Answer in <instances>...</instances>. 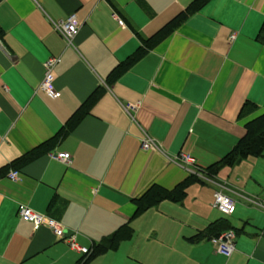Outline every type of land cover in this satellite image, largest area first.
<instances>
[{
    "label": "crops",
    "instance_id": "obj_1",
    "mask_svg": "<svg viewBox=\"0 0 264 264\" xmlns=\"http://www.w3.org/2000/svg\"><path fill=\"white\" fill-rule=\"evenodd\" d=\"M192 1L0 0V264H264V151L212 179L201 171L264 113V45L256 40L264 0H208L110 75ZM71 14L80 25L67 46L53 23ZM51 57L57 98L39 88ZM246 101L256 108L240 116ZM127 103L136 108L126 111ZM144 136L158 148H142ZM38 147L45 151L21 159ZM181 153L194 164H181ZM14 169L20 175L11 180ZM190 174L202 181L181 202L164 199L133 216V198L153 184L172 189ZM217 190L234 199L232 214L212 206ZM19 205L59 220L88 252L34 228L18 216ZM126 221L130 237L87 260ZM206 229L212 235L197 236ZM227 230L236 235L229 256L210 242Z\"/></svg>",
    "mask_w": 264,
    "mask_h": 264
},
{
    "label": "trees",
    "instance_id": "obj_2",
    "mask_svg": "<svg viewBox=\"0 0 264 264\" xmlns=\"http://www.w3.org/2000/svg\"><path fill=\"white\" fill-rule=\"evenodd\" d=\"M208 0H193L181 13H179L175 18L170 20L164 27H162L158 32L153 34L150 37L142 38V44L132 56H130L126 61L120 62L117 64L110 75L115 76L118 72L126 68L130 63L136 60L139 56H141L146 50L155 46L158 42L164 39L167 35H169L189 14L197 11L200 7L205 4ZM256 40L264 45V20L259 28V31L256 35ZM99 92L94 91L86 100V102L81 105L69 118L66 123V131H70L74 125L78 122V120L84 115L85 110L84 107L90 106L98 97ZM256 106L246 101L242 109L240 111V116L247 115L251 111L254 110ZM245 134L236 142L233 148L225 154L219 161L203 168L201 171L203 175L207 178H214L218 175L220 170L224 167H232L234 164L239 162L245 157L248 156H259L262 155L264 151V113L252 118L247 121L245 124ZM45 150L37 149L32 150L29 153L24 154L21 159L22 160H31L36 156L43 153ZM20 159V158H19ZM20 159V160H21ZM21 160V161H22ZM196 181H202L200 177L196 174L188 175L182 182L178 183L172 189H166L159 185L153 184L148 187L140 196L132 199V202L135 205V212L133 216H137L150 207L157 205L160 201L164 199H169L174 202H181L186 197V189L187 187ZM218 220L211 222L210 226L217 223ZM209 226V228H210ZM208 229L204 231H200L197 236L204 237L210 236L212 234H208ZM132 232V228L129 222L123 223L117 230H115L112 234L102 238L99 243H97L92 252L89 253L87 260L95 257L96 255L105 252L108 249H114L117 247L118 243L122 239H127L130 237ZM220 232L213 235L217 236ZM194 236L192 239H197L198 237Z\"/></svg>",
    "mask_w": 264,
    "mask_h": 264
},
{
    "label": "built area",
    "instance_id": "obj_3",
    "mask_svg": "<svg viewBox=\"0 0 264 264\" xmlns=\"http://www.w3.org/2000/svg\"><path fill=\"white\" fill-rule=\"evenodd\" d=\"M55 30L64 38L67 46H70L73 42L74 37L79 29V22L77 21L74 14L67 16L65 19L54 22ZM58 61L57 57L48 58L44 62V74L40 81L39 88L50 98H57L60 96L61 92L55 87V73L54 66ZM136 105L127 103L124 106L126 111L135 109ZM142 148L144 149H157L158 146L153 140L147 136L142 137ZM53 158L68 162L71 158L68 152H56L51 154ZM178 161L183 165L194 164V159L185 153H181L177 156ZM19 170H11L8 173V178L11 180H16L19 178ZM212 206L215 207L224 215H230L235 210L234 199L222 192L217 190L214 193ZM17 214L20 218L30 222L34 228L47 227L52 233L59 239L66 241V243L73 249L78 250L82 253H87L88 248L80 246L75 241V233L73 231L67 232L64 225L54 217L48 216L42 212L36 211L28 206L19 205L17 209ZM235 232L233 230L224 231L217 236H212L210 238L211 244L214 246L215 250L225 256H229L235 247Z\"/></svg>",
    "mask_w": 264,
    "mask_h": 264
}]
</instances>
